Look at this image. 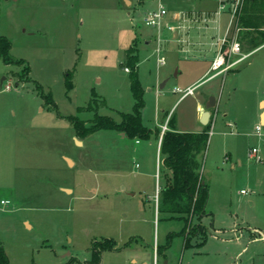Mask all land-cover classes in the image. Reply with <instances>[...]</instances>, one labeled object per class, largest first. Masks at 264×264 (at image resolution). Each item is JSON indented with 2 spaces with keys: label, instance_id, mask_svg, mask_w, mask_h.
Here are the masks:
<instances>
[{
  "label": "rangeland",
  "instance_id": "obj_1",
  "mask_svg": "<svg viewBox=\"0 0 264 264\" xmlns=\"http://www.w3.org/2000/svg\"><path fill=\"white\" fill-rule=\"evenodd\" d=\"M200 2L0 0V35L11 41L12 58L31 70L27 75L24 67L0 60V199L11 201L0 213V243L10 264H93L92 248L101 252L109 241L115 245L102 252L100 264H264V243L248 236L264 239V126L258 122L264 39L253 46L249 41L257 34L239 25L244 54L255 50L241 71L203 82L195 96L177 103L187 84L205 72L206 59L216 57L230 16L221 15L218 25L199 34L195 47L207 55L192 62L177 48L171 50L177 41L166 31L159 52L157 29L143 24L144 15L160 5L178 13L206 4ZM133 44L139 49L147 127L177 119L183 131H196V95L217 85L219 92L233 96L212 117L200 161L210 192L204 219L160 212L164 167L158 137L151 138L153 146L147 141L136 145L124 134L104 130L81 140L67 119L78 115L93 94L100 97L101 115L121 122L119 113H132L135 100L124 63ZM161 55L165 65L159 63ZM38 84L62 116L50 108ZM224 110L229 117L222 116ZM253 148L259 158L251 157ZM194 225L211 233L203 246V232L191 234Z\"/></svg>",
  "mask_w": 264,
  "mask_h": 264
},
{
  "label": "trees",
  "instance_id": "obj_2",
  "mask_svg": "<svg viewBox=\"0 0 264 264\" xmlns=\"http://www.w3.org/2000/svg\"><path fill=\"white\" fill-rule=\"evenodd\" d=\"M243 29L253 31L256 37L250 38V43L255 46L261 39H264V0H247L243 13L238 21ZM12 43L0 35V60L6 65H20L25 68L26 74L30 75V67L23 60H15L11 56ZM139 49L133 44L125 55L124 68L129 69L130 89L135 100L132 113H119L121 122H117L110 116L101 115L98 112L97 100L99 96L93 94V98L86 107H79L78 115L67 117L72 124L77 137L85 140L99 131H115L118 134H124L125 139L150 141L153 137H160V132L147 127L143 122V110L145 107L144 88L139 78ZM68 88L72 84L68 79ZM42 97L49 104L50 108L58 112V107L51 97L45 95L43 87L38 84ZM105 106L106 101L102 100ZM90 113L93 117L85 121L79 115ZM170 119L168 125L172 123ZM211 125L205 127L199 133H179L175 130L164 133L161 140L160 153L163 155V169L165 187L160 191L159 210L163 213H170L173 217H191L201 220L208 215L206 206L209 199V187L204 182L200 172L199 157L207 151L210 138ZM192 236L201 235L203 232V246L210 235L205 232L202 225H194L191 228ZM200 232V233H199ZM191 241L185 240V248L191 247ZM104 245L101 252H95L92 248L93 264H100L102 252L112 250L114 241H109ZM0 264H10V259L0 243Z\"/></svg>",
  "mask_w": 264,
  "mask_h": 264
},
{
  "label": "built area",
  "instance_id": "obj_3",
  "mask_svg": "<svg viewBox=\"0 0 264 264\" xmlns=\"http://www.w3.org/2000/svg\"><path fill=\"white\" fill-rule=\"evenodd\" d=\"M214 5L213 9L209 10H190L178 13H171L164 6L160 5L157 9L148 11L143 17V24L147 27L157 29L158 34L166 31L168 34L176 36V41L183 51L188 48L195 47L196 43L190 40L189 35L193 32L201 33L210 27L212 23L220 22V16L227 14L230 16V27L223 39H218L216 46V57L211 63L209 75L216 77L221 74L228 73L230 70L239 67L245 63L253 54V52L244 54L242 45L238 41L237 29L239 28L238 21L243 13L247 0H201ZM234 28V31H231ZM219 29V26H218ZM184 36V37H182ZM214 39V38H213ZM158 41L159 36H158ZM162 43V42H161ZM160 43V44H161ZM159 52L162 51V46H159ZM235 55L234 59L232 56ZM159 63L164 65L166 60L163 56L160 57ZM129 73V69H125ZM195 87L188 88L183 92V96L193 95ZM175 92H179L178 89ZM261 126H257L256 131L260 135ZM169 130L168 123L162 126V136ZM160 140V144H161ZM259 151L256 148L252 149L251 157H258ZM245 193V191H242ZM11 201L8 199H0V213L8 208Z\"/></svg>",
  "mask_w": 264,
  "mask_h": 264
},
{
  "label": "crops",
  "instance_id": "obj_4",
  "mask_svg": "<svg viewBox=\"0 0 264 264\" xmlns=\"http://www.w3.org/2000/svg\"><path fill=\"white\" fill-rule=\"evenodd\" d=\"M200 3H202V1ZM205 3L206 4L203 5V7L199 8L198 10H209V9H213L214 8V5L212 3H209V2H205ZM199 34L200 33H197V32L191 33V35H189L190 40L193 41L194 43H196L195 41H200L199 40L200 39V35ZM160 35L157 33L156 40L158 41V36H159V40H160V41H158L159 42V46L161 45L162 48H163L165 43H163V41L161 40V36ZM170 36H172L174 40H176V38H178V37L173 36V35H170ZM182 37H184V36H182ZM212 38H214V36ZM176 43L177 42L174 41V43L172 44L173 46L171 47V50H176V48H177L179 50V51H177V53H181V54H184L186 56L185 57V61H190V62L197 61V60H200L199 57H202L203 54L207 55V52L206 53H203V50L199 51V49H197L196 47H191V48H188L186 51H183L182 50V47H179ZM146 45H150V43L147 42ZM254 52H255V50L253 51V53ZM209 55H210V53H209ZM213 59H214V56L213 55H210V58L209 59H206L207 67L205 68V72L203 74L199 75L198 77H196L195 79H193L192 81H190L187 84L185 90H187L188 88H191V87L198 86L199 84H201L203 82H207V81L211 82V81H214V80H216L218 78L225 79V76L228 75V74L240 72L241 71V67H243V65H244V63H243L239 67L232 69L231 72H229V73L221 74V75H218L216 77H211L209 75V71H210L211 63H212ZM175 76H177L178 78H181L182 77V73L181 72H176ZM263 78H264V74H263ZM195 92H196V90H195ZM195 92H194L193 95H189V96H185V97L182 95L180 97V99L178 100L177 103L185 101L190 96H195V94H196ZM230 93L229 92L228 93H225V90L219 92L217 90V85H212V86L206 88V90L203 93H201L200 95H196V99H195L196 100L195 101L196 102V115H197V117H196V123L198 125L197 130L196 131H186V132L183 131L182 129L179 128V120H177V119H173L172 124L171 125H168L169 130L170 131L175 130L176 132H179V133H199V132H202L205 129V127L210 124L212 117H216V115L219 114V111L221 110V107H224L225 108V105H227L228 101L231 98H233V96H230L231 95ZM212 96L216 97V101H217L216 110L214 109L215 110L214 113L211 112L210 121H209L208 125L204 126V125H202V123L200 121L201 112H202V109L208 103L210 97H212ZM259 105H260L259 106L260 111H259V114H258V122H259L260 125L264 126V121H263L264 120L263 119L264 118V99H261L259 101ZM222 113H223V115H222L223 117H225V118L229 117V112L228 111L224 110V111H222ZM167 115H169V114H167ZM167 117L169 118V116H167ZM162 126H163V124H158L157 126H155V128H151L153 130H156V128H157V130L160 132V137H159L160 140H161V135H162V133H161L162 132L161 131ZM160 140H159V144L158 143L156 144L157 145V148L159 150H160ZM147 142H149L152 146L154 145V142L153 141H147ZM141 143H142V141H139V140H136V142H135L136 145H141ZM227 157L229 158V160H231L232 159V154L231 153H228L227 154ZM198 161L199 162L201 161V157H199V160ZM238 164L239 165L242 164L240 160L238 161ZM200 165H201V162H200ZM164 174H166V171L165 170H164ZM204 182L207 184L206 181H204ZM164 187H165V178H164V175H163V186L161 187L160 191ZM160 191H159V194H160ZM135 195H136L135 193H132L131 194V196H135ZM206 210H207V206H206ZM166 214L171 215L170 213H166ZM204 218H202V219H204ZM249 227L252 228V229H256V230L258 229V230H260V231L263 232V230H262L261 227H258V226H253V227L252 226H249ZM213 228H214L213 229L214 231H217V232H220L221 233L220 229H218V228H216L214 226H213ZM242 233H244V232H241L240 234H242ZM217 235H219V234H217ZM248 236H249L250 240H253L254 242H263L264 243V239L255 238V237L251 236L250 233L248 234ZM216 237H220V236H216ZM184 247H185V243H184ZM186 249H188V248H186Z\"/></svg>",
  "mask_w": 264,
  "mask_h": 264
},
{
  "label": "water",
  "instance_id": "obj_5",
  "mask_svg": "<svg viewBox=\"0 0 264 264\" xmlns=\"http://www.w3.org/2000/svg\"><path fill=\"white\" fill-rule=\"evenodd\" d=\"M5 79H2L1 83L4 82ZM167 83V81H165L160 88L163 89V87L165 86V84ZM217 106V101H216V97L212 96L210 97L208 103L206 104V106L202 109L201 112V118L200 121L202 123V125L206 126L208 125L209 121H210V117H211V110L215 109ZM264 119V118H263ZM264 121V120H263ZM76 143L78 145L82 144L80 141L76 140Z\"/></svg>",
  "mask_w": 264,
  "mask_h": 264
}]
</instances>
